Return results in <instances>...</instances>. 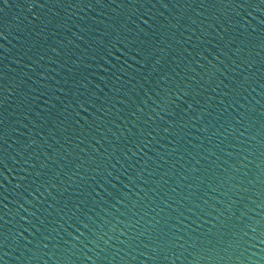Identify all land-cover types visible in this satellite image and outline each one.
<instances>
[{
  "label": "water",
  "instance_id": "water-1",
  "mask_svg": "<svg viewBox=\"0 0 264 264\" xmlns=\"http://www.w3.org/2000/svg\"><path fill=\"white\" fill-rule=\"evenodd\" d=\"M0 264H264V0H0Z\"/></svg>",
  "mask_w": 264,
  "mask_h": 264
}]
</instances>
